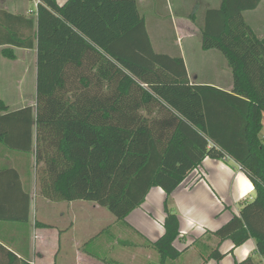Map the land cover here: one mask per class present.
<instances>
[{
	"label": "trees",
	"instance_id": "16d2710c",
	"mask_svg": "<svg viewBox=\"0 0 264 264\" xmlns=\"http://www.w3.org/2000/svg\"><path fill=\"white\" fill-rule=\"evenodd\" d=\"M261 1L224 0L206 13L202 48L226 57L231 92L191 85L183 58L156 53L136 0H68L63 6L41 0L35 18L0 11V47H11L2 55L15 59L12 48L38 52L36 107L9 112L0 98V140L34 153L44 198L96 203L118 223L152 188L164 190L165 234L148 244L160 264L183 253L175 246L180 219L169 208L173 192L206 158L233 159L256 196L212 234L235 247L254 239L264 258V38L244 18ZM24 197L21 220L28 222L30 196ZM224 256L216 248L209 259ZM0 264L32 263L0 244Z\"/></svg>",
	"mask_w": 264,
	"mask_h": 264
},
{
	"label": "crops",
	"instance_id": "0c3cea01",
	"mask_svg": "<svg viewBox=\"0 0 264 264\" xmlns=\"http://www.w3.org/2000/svg\"><path fill=\"white\" fill-rule=\"evenodd\" d=\"M67 1L57 0V3L63 6ZM136 1L140 15L146 22L147 31L156 53L183 58L191 85L211 86L226 92L233 90V74L226 57L218 50L206 51L202 48L206 13L209 10L219 9L224 0ZM195 8L197 10H194ZM35 9L36 7L33 8L29 4V0H0V11L12 15L35 18ZM244 18L255 35L263 39L264 0L255 10L245 12ZM167 22L171 24V29L174 32V41L168 39L163 30ZM6 48L11 47H0V60H3L2 64H8V66H4L6 70H10V67L17 70L21 66L29 68V71L34 68L37 94V49L12 48L15 54V59L12 60L2 55V50ZM21 56H24L27 61L23 62ZM193 61H196L197 65L192 64ZM203 65L211 66L213 70L209 72L202 68ZM2 82L3 76H0V83ZM0 98L8 107L9 112L36 107L37 102V95L33 97L31 93L26 94L24 84H21L20 81L13 87L0 86ZM1 115L2 113H0ZM23 131V135L19 139L21 148L27 145L26 126ZM8 136L13 137L11 143H17L16 135L10 133ZM260 138L264 142V117ZM34 159L33 152L26 153L10 149L0 140V198L5 197L6 199L5 203L2 205L0 203V244L14 252L19 258L27 259L32 264H41L42 261H47V259L50 261V258L56 257V241H61L60 233L63 234L67 230L73 229L77 223L74 221L70 225H62L64 227L59 231L57 225L48 222L47 219H44L43 223L35 220L34 203L40 195V188L37 174L33 175ZM8 170L14 172H5ZM248 184L251 185V190H247L246 185ZM24 193L30 196L28 222L21 220L26 214ZM254 196H256L254 186L237 162L233 159L206 158L201 166L194 170L170 197L169 208L180 219V237L175 246L183 253L178 260L168 264H189L190 254L195 256L197 264H236L248 258L254 259V256L249 255L251 251V247H249L244 249V251H248L246 258L243 256L238 258L239 260L226 261L235 252L239 250L244 252L243 248L247 244H253L251 245L253 246L252 250L257 252L254 239H250L240 247H235L232 243L233 247L230 250L221 252V248L229 241L220 242L212 234L226 225L234 216L240 215L242 208L248 202L253 201ZM252 197L254 198L252 199ZM44 201L48 204H62V220L66 219L68 213H75L74 217L76 218V211L87 210L86 205H80L82 201L52 202L46 198ZM165 201V191L154 187L149 192L144 204L133 211L125 223H118L116 220L115 225L121 229L132 228L137 231L144 238L142 240L146 241L141 244L144 252L148 248L156 254L153 249L148 247V244L155 243L165 234ZM102 209L104 207L91 202L90 210L92 212H102L100 211ZM105 209L107 210V208ZM38 223L48 227H38ZM104 230L102 228L100 233ZM52 237L55 244L50 242ZM72 241V247L80 249L81 242L75 239ZM216 248H219L220 253L225 255L221 261L209 259L211 251ZM91 256L83 259L84 264L105 263V261Z\"/></svg>",
	"mask_w": 264,
	"mask_h": 264
},
{
	"label": "rangeland",
	"instance_id": "374dc122",
	"mask_svg": "<svg viewBox=\"0 0 264 264\" xmlns=\"http://www.w3.org/2000/svg\"><path fill=\"white\" fill-rule=\"evenodd\" d=\"M29 4L33 8L36 7L35 0H29ZM194 10H197V8ZM36 11L37 10L35 9V12ZM163 30L165 31L166 36H168V39L174 41V32L171 29V24L169 22L166 23L165 27H163ZM21 59L23 62L27 61L24 56H21ZM1 61L3 60H0V76H3V82L0 83V86L13 87L15 83L20 81L21 84H24L26 94L31 93V95L35 97L37 94L34 68L29 71V68L26 69L23 66L17 70L10 67V71L6 70L4 67L6 65L8 66V64H2ZM192 64L197 65V62L193 61ZM202 68L207 69L209 72L213 70L211 66L207 65H203ZM35 174H37V170L34 159L33 175ZM254 197H252V199ZM78 204L77 206H79ZM80 205H86L87 210L76 211V218L74 217L75 213H68L66 214V219L62 220V204H48L46 201H44L41 193L36 199V203H34L36 221L43 223L45 222L44 219H47L49 220L48 222L57 225L59 231H61V229L64 227H62V225H70L74 221L77 223L74 226L75 229H69L63 234L60 233L61 241H56V257L50 258V261H48V259L47 261H42L41 264H84L83 259L89 255L95 256V259L105 261L103 264H112L110 261L116 262V264H160V257L157 252L154 254V252L148 248L145 249V252L142 249L141 244L146 242L145 240H142L144 238H142V236H140V234L132 228L121 229L119 226H116V218L108 209L106 210L104 208L100 210L102 212L94 213L90 210L91 202L82 201L80 202ZM102 228L105 230L100 233ZM72 239L79 240L81 242L80 249L72 247ZM50 242L51 244H55L53 237ZM251 245L253 244H247V246L243 248V251L244 249L251 247L249 255L254 256V261H256L255 263L264 264V258L261 257L257 252L253 251V246ZM232 247V242L229 241L221 248V252H227ZM243 253L244 252H242V250H239L230 256L226 261L232 262V260L242 258L244 256ZM191 256L192 254L189 255V264H197V261H195V256ZM92 264H95V262H92Z\"/></svg>",
	"mask_w": 264,
	"mask_h": 264
},
{
	"label": "clouds",
	"instance_id": "9594fccd",
	"mask_svg": "<svg viewBox=\"0 0 264 264\" xmlns=\"http://www.w3.org/2000/svg\"><path fill=\"white\" fill-rule=\"evenodd\" d=\"M246 188H247V190H251V185H250V184L246 185ZM247 254H248V251L245 250V251H244V257H245V258L247 257Z\"/></svg>",
	"mask_w": 264,
	"mask_h": 264
},
{
	"label": "built area",
	"instance_id": "2783aa9c",
	"mask_svg": "<svg viewBox=\"0 0 264 264\" xmlns=\"http://www.w3.org/2000/svg\"><path fill=\"white\" fill-rule=\"evenodd\" d=\"M35 2H36V10H37L38 6L41 4V0H35Z\"/></svg>",
	"mask_w": 264,
	"mask_h": 264
}]
</instances>
